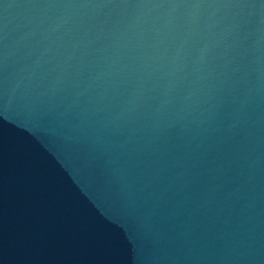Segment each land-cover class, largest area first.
I'll use <instances>...</instances> for the list:
<instances>
[{"label":"water","instance_id":"95a60500","mask_svg":"<svg viewBox=\"0 0 264 264\" xmlns=\"http://www.w3.org/2000/svg\"><path fill=\"white\" fill-rule=\"evenodd\" d=\"M0 264H264V0H0Z\"/></svg>","mask_w":264,"mask_h":264}]
</instances>
